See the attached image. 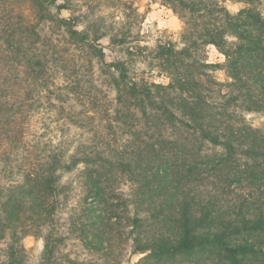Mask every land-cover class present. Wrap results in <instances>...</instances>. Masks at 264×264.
<instances>
[{
	"label": "trees",
	"instance_id": "obj_1",
	"mask_svg": "<svg viewBox=\"0 0 264 264\" xmlns=\"http://www.w3.org/2000/svg\"><path fill=\"white\" fill-rule=\"evenodd\" d=\"M226 1L243 8L231 14ZM160 2L182 23L179 43L130 50L141 24L131 0H0V264H26L29 235L43 241L38 264H98L62 253L61 178L79 164L84 207L70 231L101 264H121L112 240L120 224L131 253L144 255L134 264H264V125L245 117L264 115V0ZM100 7L121 19L107 22L95 13ZM103 39L123 48V59L107 62ZM209 46L222 65L208 63ZM70 49L88 72L98 67L112 104L68 75ZM136 57L152 60L168 83L140 76ZM70 96L83 103L85 119L103 122L96 145L72 155L42 136L31 145L27 122L41 99ZM115 175L130 184L124 200L112 190Z\"/></svg>",
	"mask_w": 264,
	"mask_h": 264
},
{
	"label": "rangeland",
	"instance_id": "obj_2",
	"mask_svg": "<svg viewBox=\"0 0 264 264\" xmlns=\"http://www.w3.org/2000/svg\"><path fill=\"white\" fill-rule=\"evenodd\" d=\"M131 1L138 13L141 15V24H139L138 28H132L133 38L129 40V44L126 45L124 49L130 48V50H135V47L137 46L155 48L159 42L166 41H171L177 44L179 43L182 23L170 9L161 4L160 0ZM225 6L231 14H236L243 8L241 3H237L235 1H226ZM83 10L85 11L84 8ZM95 13L96 15L105 18L107 22L114 19H121L120 11L115 9L100 7L95 10ZM61 15L63 17H69V13L66 11L61 12ZM100 43L105 49L107 62L123 59V48L119 49L110 46L108 39H103ZM69 48L70 47L63 46V50H68ZM206 51L208 63L220 65L224 63V56L221 55L215 47L209 46ZM65 55L67 59H69L67 62L69 67L67 72L68 75L71 71L73 73V77H80L82 80L86 81V87L93 89L92 91L100 103L106 104V101L109 100L112 104L114 93L103 84L102 79L99 77L98 67L93 63L92 74L88 72V69L84 68L86 67V64L80 60L78 53L70 49L67 54L64 53V56ZM134 61L135 63L133 68L145 80L157 84L168 83V79L152 66L155 65L152 60L144 61L142 58L136 57L134 58ZM84 69L85 71H83ZM214 77L219 82L226 81V77L221 70H217L214 73ZM63 80L64 78L61 77V74H57L55 83L57 85H64ZM38 107V110H35V112L30 115L27 122L31 126L29 127V131L32 134V137H28V141L31 145L35 143L38 144L36 137L42 136L44 137L43 139H40L42 143H54V145H57L60 141L63 143L65 153L72 155L96 145L98 142L97 136L104 134V130L102 128L103 122L101 123L99 119H95L94 121L85 119L84 112L86 111V108L81 101L73 96H70L66 103L57 102L54 98H42L41 104L38 105ZM68 114H73L78 117L76 119H72L74 124L77 119H81L85 122L79 126H75L72 124L71 120L68 119ZM245 117L247 122L255 128H261L264 125V115L261 113L247 114ZM106 139L109 140L108 137H106ZM98 147L99 149L103 148V150H105L103 145H99ZM20 155L22 156L21 152ZM85 170V166L83 164H79L71 172L64 173L61 178V184L66 187L68 196L59 217L60 232L62 235L66 236L64 246L62 247V253L73 261H92L94 263L101 264L102 260L97 255L85 251L81 243L76 238V235L72 234L70 231L72 228L71 224L78 222L82 217L81 210L84 207L83 205L85 199L83 186L85 182ZM14 180H16V176ZM111 184L113 185L112 190L115 194H120L123 200L127 198L130 187L127 178L122 176L117 177L115 175L112 178ZM120 203L122 202L120 201ZM131 207L132 206H129V211L131 210ZM118 215L123 217L126 213H120ZM119 226L121 227L116 228L119 235L112 237L114 254L117 256V259L121 262V264H134L144 255H133L131 253L130 241H124V224H120ZM22 245L27 254L26 264H38L43 252L42 239L37 236L29 235L23 238Z\"/></svg>",
	"mask_w": 264,
	"mask_h": 264
}]
</instances>
